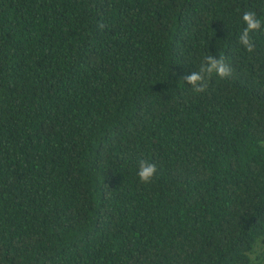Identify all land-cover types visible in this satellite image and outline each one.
Returning <instances> with one entry per match:
<instances>
[{
    "label": "trees",
    "instance_id": "obj_1",
    "mask_svg": "<svg viewBox=\"0 0 264 264\" xmlns=\"http://www.w3.org/2000/svg\"><path fill=\"white\" fill-rule=\"evenodd\" d=\"M209 54L232 74L194 93ZM257 246L264 264V0H0V264H252Z\"/></svg>",
    "mask_w": 264,
    "mask_h": 264
},
{
    "label": "clouds",
    "instance_id": "obj_2",
    "mask_svg": "<svg viewBox=\"0 0 264 264\" xmlns=\"http://www.w3.org/2000/svg\"><path fill=\"white\" fill-rule=\"evenodd\" d=\"M242 21L245 24V27L239 35V43L244 46L248 52H252L255 46L250 34L261 29L262 21L253 11L244 12L242 15ZM214 74L220 78H226L231 76L232 69L225 63L223 57L217 58L216 56L209 54L204 57L197 71H192L190 74L184 75L181 79L191 86L194 93H202L206 91L208 80ZM156 172L157 168L155 164L147 160H141L139 162L137 176L142 184L147 185L152 183Z\"/></svg>",
    "mask_w": 264,
    "mask_h": 264
},
{
    "label": "rangeland",
    "instance_id": "obj_3",
    "mask_svg": "<svg viewBox=\"0 0 264 264\" xmlns=\"http://www.w3.org/2000/svg\"><path fill=\"white\" fill-rule=\"evenodd\" d=\"M261 252V246H257L254 252L251 254L252 264H257L259 262L258 256Z\"/></svg>",
    "mask_w": 264,
    "mask_h": 264
}]
</instances>
